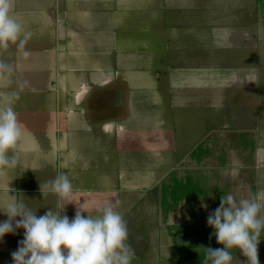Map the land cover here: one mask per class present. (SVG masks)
<instances>
[{"label": "crops", "instance_id": "obj_1", "mask_svg": "<svg viewBox=\"0 0 264 264\" xmlns=\"http://www.w3.org/2000/svg\"><path fill=\"white\" fill-rule=\"evenodd\" d=\"M13 3L31 38L27 57L0 49L13 66L0 104L11 99L24 131L0 207L55 211L41 185L64 173L83 215L120 201L131 264H206L223 247L207 223L221 196L264 202V0ZM24 231L0 239V264H14Z\"/></svg>", "mask_w": 264, "mask_h": 264}, {"label": "clouds", "instance_id": "obj_2", "mask_svg": "<svg viewBox=\"0 0 264 264\" xmlns=\"http://www.w3.org/2000/svg\"><path fill=\"white\" fill-rule=\"evenodd\" d=\"M13 0H0V49L16 45L27 57L25 46L31 38L12 14ZM13 66L0 61V74L11 73ZM15 93L10 94L14 97ZM23 126L18 120L11 99L0 104V171L14 168L19 162L17 147L22 140ZM57 197L56 210L44 215L23 201L12 197L0 212L8 219L0 222V239L16 229L23 228L24 238L12 253L14 264H131L134 252L126 243L127 222L115 205L96 209V215L87 212L84 204L72 199L73 187L64 173L41 185ZM43 195L45 194L42 191ZM75 203L77 211L72 220L63 214L65 205ZM207 208V205H202ZM264 202L260 198L236 199L231 193L222 195L220 205L207 218L213 235L221 248H207L206 264H232L233 249L247 258V264H260L258 245L264 230ZM20 217V219H16ZM13 222H15L13 224Z\"/></svg>", "mask_w": 264, "mask_h": 264}, {"label": "rangeland", "instance_id": "obj_3", "mask_svg": "<svg viewBox=\"0 0 264 264\" xmlns=\"http://www.w3.org/2000/svg\"><path fill=\"white\" fill-rule=\"evenodd\" d=\"M235 260H236V258H235V257H233V262H236Z\"/></svg>", "mask_w": 264, "mask_h": 264}]
</instances>
